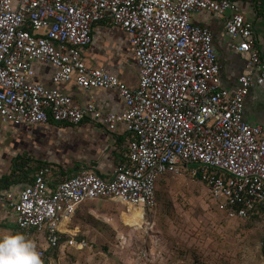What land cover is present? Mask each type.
<instances>
[{
  "label": "built area",
  "instance_id": "obj_1",
  "mask_svg": "<svg viewBox=\"0 0 264 264\" xmlns=\"http://www.w3.org/2000/svg\"><path fill=\"white\" fill-rule=\"evenodd\" d=\"M201 12L223 18L234 52L247 57L233 92L221 87L211 31L192 23ZM99 23L127 35L138 67L136 89L83 62L81 52ZM36 61L55 69L53 85L73 81L86 91L117 90L124 111L104 122L132 137L126 162L108 180L90 170L61 179L43 167L17 197L0 192V202L15 213L16 232L35 237L41 258L52 248L87 247L73 237L61 243V225L80 205L109 200L139 210L143 221L157 205L159 179L185 170L228 220L263 216L264 129L248 124L243 111L250 90L264 87V61L253 23L234 0H0V121L77 126L94 105L79 107L35 82ZM147 260L142 250L135 264Z\"/></svg>",
  "mask_w": 264,
  "mask_h": 264
},
{
  "label": "crops",
  "instance_id": "obj_2",
  "mask_svg": "<svg viewBox=\"0 0 264 264\" xmlns=\"http://www.w3.org/2000/svg\"><path fill=\"white\" fill-rule=\"evenodd\" d=\"M234 1L239 12L253 23L254 35L264 61V0ZM192 23L211 31L221 87L233 92L237 88L238 79L245 74L247 57L234 52L232 48L234 43L224 29L223 18L201 12L192 16ZM127 39L125 33L109 23H99L94 26L92 41L82 50L81 56L88 68L104 69L129 89L134 90L138 85V67ZM32 67L35 82L47 88H55L69 96L79 107L85 108L93 104L96 110L87 114L77 126L51 122L46 125H13L0 121V192L11 193L17 197L23 189L32 185L39 165H48L43 167H51L55 172H59L61 179L76 175L83 170H90L104 180L110 179L126 162L128 144L132 139L123 126L110 127L104 122L106 116L124 111V101L118 91H86L77 87L73 81L53 85L51 79L55 69L51 65L36 61L33 62ZM243 118L248 124L264 129V87H254L250 90L244 103ZM17 153L18 158L13 160ZM183 173L188 171L185 170ZM57 180L60 179L54 178V181ZM158 184L159 182L156 186V197ZM104 201L107 200L90 201L80 205L72 221L61 225L63 237L84 241L85 235L81 233V229H87L84 226L86 225L84 219L88 216H94L97 222H108L107 220L110 219L108 213L101 211L107 209L108 205L100 206L101 210L95 205ZM132 211L129 209L130 214ZM262 214L256 224L260 236L263 230L261 227L263 211ZM215 215L225 225L232 223L218 214L216 208ZM237 226L244 227L241 224ZM0 227L6 228L11 233L16 232L15 213L4 202H0ZM85 232L88 233L87 230ZM255 235L251 238L256 239ZM120 238L121 235H116V239ZM64 250L61 248L59 253H63ZM260 254L264 256L263 253Z\"/></svg>",
  "mask_w": 264,
  "mask_h": 264
},
{
  "label": "rangeland",
  "instance_id": "obj_3",
  "mask_svg": "<svg viewBox=\"0 0 264 264\" xmlns=\"http://www.w3.org/2000/svg\"><path fill=\"white\" fill-rule=\"evenodd\" d=\"M156 198L151 218L146 215L140 224L127 206L96 203L100 210L108 205L101 210L108 213V222L84 219L88 233L84 228L81 233L87 247L66 248L53 264H135L142 250L148 254L146 264H264L258 226L245 229L237 226L243 221L221 222L206 188L189 173L162 179ZM0 233L9 231L0 227Z\"/></svg>",
  "mask_w": 264,
  "mask_h": 264
},
{
  "label": "clouds",
  "instance_id": "obj_4",
  "mask_svg": "<svg viewBox=\"0 0 264 264\" xmlns=\"http://www.w3.org/2000/svg\"><path fill=\"white\" fill-rule=\"evenodd\" d=\"M37 242L22 232L0 233V264H43Z\"/></svg>",
  "mask_w": 264,
  "mask_h": 264
},
{
  "label": "trees",
  "instance_id": "obj_5",
  "mask_svg": "<svg viewBox=\"0 0 264 264\" xmlns=\"http://www.w3.org/2000/svg\"><path fill=\"white\" fill-rule=\"evenodd\" d=\"M43 166H48V165H39L37 167V169H40V167L42 168ZM166 177H168V176H163L162 178L159 179L158 182L160 183V180H162V179H164ZM216 211L224 219L228 220V218H227V216H226V214L224 212L219 211L217 208H216ZM261 217H262V215H261V212L259 211L258 214L249 216V218L246 221H243L244 223L242 225L245 228H249V227H252V226H256V224L259 222V220L261 219ZM261 234L262 235L259 236V239L261 241V253L264 254V231L263 230H262V233ZM29 238L34 239L36 241L35 237H33V236H30ZM65 240H66V238L65 237H62L61 243H63ZM58 255H59V249L58 248L48 249L44 253V257L42 258L43 264H53V261L55 262V259H57Z\"/></svg>",
  "mask_w": 264,
  "mask_h": 264
},
{
  "label": "bare ground",
  "instance_id": "obj_6",
  "mask_svg": "<svg viewBox=\"0 0 264 264\" xmlns=\"http://www.w3.org/2000/svg\"><path fill=\"white\" fill-rule=\"evenodd\" d=\"M132 215L136 219L137 224H140L142 222V218H141L142 214L139 210L133 209Z\"/></svg>",
  "mask_w": 264,
  "mask_h": 264
}]
</instances>
